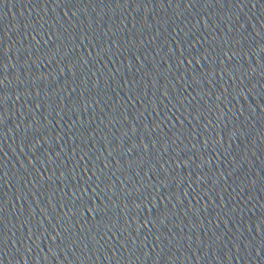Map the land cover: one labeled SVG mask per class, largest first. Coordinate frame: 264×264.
<instances>
[{
	"label": "water",
	"instance_id": "obj_1",
	"mask_svg": "<svg viewBox=\"0 0 264 264\" xmlns=\"http://www.w3.org/2000/svg\"><path fill=\"white\" fill-rule=\"evenodd\" d=\"M0 264H264V0H0Z\"/></svg>",
	"mask_w": 264,
	"mask_h": 264
}]
</instances>
